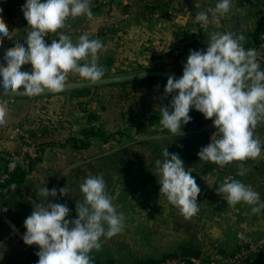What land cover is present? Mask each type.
<instances>
[{
	"label": "clouds",
	"instance_id": "obj_1",
	"mask_svg": "<svg viewBox=\"0 0 264 264\" xmlns=\"http://www.w3.org/2000/svg\"><path fill=\"white\" fill-rule=\"evenodd\" d=\"M231 7V0H218L214 9L200 11L195 20L203 26L219 24ZM21 8L31 31L24 43L17 42L5 51L6 66L0 64L2 94L36 97L46 92L61 93L66 89L69 74L93 84L104 78L107 69L98 63L103 42L90 38L88 33L74 42L59 31L66 27L69 18L92 19L91 0H26ZM3 11L0 7V14ZM58 32V39L46 43L45 36ZM10 33L0 15V46L4 38H10ZM244 40L243 34L210 33L206 51L190 50L182 76H169L165 96L177 94L172 95L167 107L160 108L159 122L172 136L183 134L181 129L191 121L192 109L213 120L216 131L211 142L197 155L200 161L220 167L234 161L255 160L262 153L255 129L264 123V70L257 61L256 50L245 49ZM29 64L30 72L21 70ZM8 114L7 102H0V127L6 125ZM163 156V161H156L161 177L160 194L185 219H191L200 211L197 198L201 190L178 154H170L164 148ZM9 168L14 169L15 162ZM246 173L247 169L242 168L239 175ZM10 187L15 189V185ZM80 191L84 200L76 204L78 218L67 219L70 210L66 204L46 202L37 203L25 219L23 242L39 247L37 264H94L90 253L100 251L102 238L110 239L123 231L126 217L117 211L102 175L88 176L80 184ZM216 191L230 206L248 205L252 214L264 210L259 193L239 180L226 179ZM59 193L67 196V188H60ZM42 195L55 197L57 189L44 187Z\"/></svg>",
	"mask_w": 264,
	"mask_h": 264
},
{
	"label": "rangeland",
	"instance_id": "obj_2",
	"mask_svg": "<svg viewBox=\"0 0 264 264\" xmlns=\"http://www.w3.org/2000/svg\"><path fill=\"white\" fill-rule=\"evenodd\" d=\"M197 2L198 0H91L92 19L85 16L69 18L66 27L61 30L77 38L88 33L90 38L103 42L104 48L98 56V63L107 71L102 80L152 72L182 76L190 50L206 51L210 42V39L198 40L200 26H197L195 17L202 11V6H198ZM186 18L189 23H182ZM242 43L245 48L248 47L247 41ZM23 70H27V67ZM167 80L168 78L163 77H150L93 86V90L86 93L74 89L48 97L52 98L48 102L52 116H71L75 122L80 123V129L73 131L74 136L70 134L72 129L62 118L54 122L56 125L48 119L40 120L41 124L51 121L54 131L62 132V137L43 145V151L46 152L44 169L55 179L59 176L60 188H67V196H61L58 190L56 199L52 202L67 205L70 210L67 219L78 218L76 204L84 200L80 184L90 175L108 178V194H114V197L117 195L118 178H135V181L130 182L139 185L144 176L151 172L160 181L156 161L164 160V148L170 154H178L186 170L194 178L201 175L202 169L198 168L195 152L204 147V138L189 136L194 146L193 153L187 151V145L183 142L173 144L170 137H164L171 133L159 122L162 117L160 108L167 107L172 95L177 94L165 96ZM85 82L88 81L73 74L69 76L67 85ZM69 101L70 107L67 105ZM75 109L79 115L74 113ZM200 114L186 130H181V140L186 142V133L190 130L198 131L203 124L208 127L207 132L216 131L213 120H207ZM88 128L103 132L107 141L98 139L99 142L95 138L86 149L72 147L75 140L81 139L80 136L85 138L84 131ZM255 135L261 139L262 153L259 158L249 159L248 162L253 164L252 167L259 175L264 176V123L257 126ZM151 145L155 146L154 149ZM138 162H149L151 165H139ZM191 164L194 167L190 170ZM209 191L212 193V190ZM125 194L126 199L131 197L130 192ZM49 201L47 198L40 203ZM9 206L11 207L10 203ZM129 219L131 217L125 220L131 222ZM124 243V240L116 242L115 237L102 238L100 251L90 253L94 264H145L134 258V253L124 250ZM38 259L37 256V262Z\"/></svg>",
	"mask_w": 264,
	"mask_h": 264
},
{
	"label": "crops",
	"instance_id": "obj_3",
	"mask_svg": "<svg viewBox=\"0 0 264 264\" xmlns=\"http://www.w3.org/2000/svg\"><path fill=\"white\" fill-rule=\"evenodd\" d=\"M206 1L198 0L197 5L202 6L200 8L203 11L215 8L217 0ZM24 3L26 0H0V7L4 9L0 15L3 16L11 32L10 38H8V48L14 47L17 42L24 43L27 32L31 31L21 8ZM231 3L230 12L221 18L219 24L211 23L208 26H203L196 21L197 26H200L197 33L198 40L210 39L212 32L243 34L245 36L244 41L248 42V47L245 49H255L256 55L264 54V45L259 39L262 33L259 32L260 28L264 27V0H231ZM209 16L211 18L210 13ZM188 21L186 18L182 23L188 24ZM59 31L69 35L74 42L78 40L76 36L68 32ZM58 36L59 32L51 33L44 39L46 43L51 44L52 39H58ZM25 47H27L26 44ZM26 67L27 70H23ZM21 70L30 72L31 65H24ZM52 94L54 93L36 97H13L0 94V102L10 101L12 98L15 101L14 103L8 102L7 123L4 127H0V150L5 152L16 150L21 141L20 133L24 129L41 130L43 126H47L50 133L49 135H42L44 144L62 137V132L54 131V126L51 125V121L55 124L54 122L60 118L72 129L70 134L75 136L73 131L80 129V123L75 122L71 116L63 117V114L59 118H55L49 112L50 105L48 102L52 98L48 97ZM67 105L70 107V101ZM71 108L73 109V107ZM74 113L79 115L76 109ZM69 114L67 113V115ZM46 119L51 121L40 123V120ZM207 129L208 127L203 124L198 131L190 130L191 132L186 133V142L181 140L179 136H172V134L164 135V137L167 139L170 137L173 144L183 142L184 145H187V151L194 153V146L190 141L192 135L204 138V146H207L215 133L214 130L207 132ZM190 135L191 137H189ZM97 141L99 140L97 139ZM152 145L150 147L154 149L155 146ZM198 151L195 152L197 156L195 160L198 162V168L202 169V173L195 179L201 190L197 198L200 211L191 219H185L179 210L168 202L166 196L160 194L159 181L151 172H148V176H144L139 185L130 182L135 181V178H118L116 183L117 195L114 197V194H109L114 205L117 206V211L123 212L126 218L131 217L129 219L131 222L124 221L123 231L114 236L116 242L124 240V250L134 253V258H137L140 263L159 264L162 259L179 254L182 246L199 249L214 247L223 253H233L240 247L242 238L252 241L264 238V210L259 214H252L248 205L241 203L230 206L216 191L226 179L229 181L239 180L257 191L261 201H264V176L259 175L248 160L244 162L234 161L220 167L208 161H200L197 155ZM43 152L44 154L37 163L33 164L31 168H25L27 172L25 180L14 189L9 200L11 204L10 220L15 229L0 220V264H37L36 250L39 248H27L23 242L22 237L26 232L24 221L41 200L45 201L49 198V202L52 203L56 199L52 196L45 198L42 195L44 187L49 190L55 188L58 191L61 185L59 176L55 179L45 171L46 152ZM138 164L151 165L149 162H142L141 164L138 162ZM193 167L194 164H191L189 169L191 170ZM242 168L247 169L246 175H239ZM104 180L108 192V178H104ZM209 190H212V193ZM129 192L131 197L126 199L125 193L129 194ZM259 260L261 264H264V255L262 260Z\"/></svg>",
	"mask_w": 264,
	"mask_h": 264
},
{
	"label": "built area",
	"instance_id": "obj_4",
	"mask_svg": "<svg viewBox=\"0 0 264 264\" xmlns=\"http://www.w3.org/2000/svg\"><path fill=\"white\" fill-rule=\"evenodd\" d=\"M259 39L261 44L264 45V32L261 33ZM8 41V38H4L3 45L0 46V64L5 66L4 54L9 49ZM256 57L261 70H264V54H257ZM5 102L8 104V102L14 103L15 101L12 98L10 101ZM41 136L32 133L30 129H24L20 133L21 141L16 150L10 152L0 150V220L13 229H15V226L10 220L11 207L4 199L6 197L4 196L6 192L4 185L19 167L28 169L42 156L40 144H42L43 138ZM13 162H15V168L10 169L9 164ZM242 240L240 247L233 253H223L218 248L207 247L201 249L202 256L199 259L183 258L177 254L162 259L159 264H249L264 254V238L256 241L246 238H242ZM27 248L39 247L37 245H27Z\"/></svg>",
	"mask_w": 264,
	"mask_h": 264
},
{
	"label": "trees",
	"instance_id": "obj_5",
	"mask_svg": "<svg viewBox=\"0 0 264 264\" xmlns=\"http://www.w3.org/2000/svg\"><path fill=\"white\" fill-rule=\"evenodd\" d=\"M263 31H264V27H261L259 32H263ZM259 32H258V34H259ZM91 90H93V87H86V88H82V89L77 90V91H80L82 93H86V92H90ZM189 114L193 115L191 117L192 119L187 125H184L181 130H186L188 128V126L191 123L195 122L201 115L200 112L196 111L195 109H192ZM30 131L32 133H34V134H38V135L41 136L40 129H35V130H30ZM41 137L43 138V136H41ZM84 137L85 138H81L78 141L75 140L74 144H72L73 147L76 148V149H86V148H88L91 145V140L95 139V138H97L99 140L107 141V138L105 137V135H103V132H101L100 130H96L95 128L85 129ZM77 143H80V144L78 145ZM43 145H44V143L42 142V144H40L41 152H43ZM41 157H39L36 160V162H34L33 164L37 163L41 159ZM33 164L30 166V168L33 166ZM26 175H27V172H26L25 168L19 167L11 175V177L7 180L6 184L4 185V188H5V191H6L4 193V196H6L4 199L6 200L8 205H9V200L11 198V195L13 194L12 192L14 191L10 186L11 185H15V188H16L19 185H21L24 182ZM263 255H261L259 257V259L262 260V256ZM257 259L252 261V262H250L249 264H261V261L259 259L258 260Z\"/></svg>",
	"mask_w": 264,
	"mask_h": 264
},
{
	"label": "water",
	"instance_id": "obj_6",
	"mask_svg": "<svg viewBox=\"0 0 264 264\" xmlns=\"http://www.w3.org/2000/svg\"><path fill=\"white\" fill-rule=\"evenodd\" d=\"M169 76H174L176 79H179L181 77L180 75H176L172 73H165V72L143 73V74H137V75H131V76H125V77L105 79V80H101L100 82H97L94 84L90 82H85V83L67 85L64 91L82 89L86 87L106 85V84H112V83L124 82V81L136 80V79L150 78V77L169 78ZM3 92H4V89L0 88V94H2ZM49 93L51 92H46L45 94H49ZM4 95L13 96V97H28L20 93H16V94L9 93V94H4ZM40 133L42 135H49L50 130L47 126H43L40 130ZM179 255L183 258L199 259L202 256V250L199 248L191 247V246H182L180 249Z\"/></svg>",
	"mask_w": 264,
	"mask_h": 264
}]
</instances>
